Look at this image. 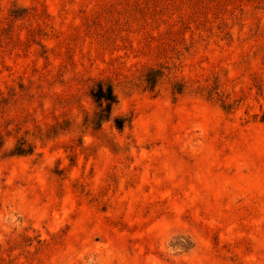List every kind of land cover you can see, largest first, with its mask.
I'll use <instances>...</instances> for the list:
<instances>
[{
  "label": "rangeland",
  "instance_id": "rangeland-1",
  "mask_svg": "<svg viewBox=\"0 0 264 264\" xmlns=\"http://www.w3.org/2000/svg\"><path fill=\"white\" fill-rule=\"evenodd\" d=\"M0 264H264V0H0Z\"/></svg>",
  "mask_w": 264,
  "mask_h": 264
},
{
  "label": "trees",
  "instance_id": "trees-1",
  "mask_svg": "<svg viewBox=\"0 0 264 264\" xmlns=\"http://www.w3.org/2000/svg\"><path fill=\"white\" fill-rule=\"evenodd\" d=\"M224 26L227 27V23H224ZM221 32H224V27L220 26ZM226 35L231 36L230 32H226ZM165 67L161 66L160 68H149L147 72L144 74L145 81L147 86L151 91H154L159 81L165 75ZM174 91L177 93H182L183 86L179 87L177 85L174 86ZM90 96L94 100L97 106L96 113V126L99 128L102 126V123L111 118L113 106L118 102L117 94L114 90V85L109 80H100L97 84L91 88ZM116 125L119 129H123L125 126V120L121 118L116 119ZM3 145V143L1 144ZM34 151V146L28 142V140L21 138L18 140L16 146L13 149L14 155H29Z\"/></svg>",
  "mask_w": 264,
  "mask_h": 264
}]
</instances>
